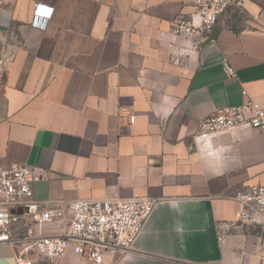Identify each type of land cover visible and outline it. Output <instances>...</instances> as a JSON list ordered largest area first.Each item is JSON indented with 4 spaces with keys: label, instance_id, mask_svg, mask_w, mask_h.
<instances>
[{
    "label": "crops",
    "instance_id": "crops-1",
    "mask_svg": "<svg viewBox=\"0 0 264 264\" xmlns=\"http://www.w3.org/2000/svg\"><path fill=\"white\" fill-rule=\"evenodd\" d=\"M243 9L244 24L228 10L211 32L185 40L174 24L194 0L0 5V164L36 170L42 207L158 200L134 250L102 264H264V231L238 222L237 202L264 182V130L194 145L216 109L247 98L264 113V10L249 0ZM68 217L39 234L63 235ZM17 257L89 264L71 244L53 260L29 245H0V264Z\"/></svg>",
    "mask_w": 264,
    "mask_h": 264
},
{
    "label": "built area",
    "instance_id": "built-area-1",
    "mask_svg": "<svg viewBox=\"0 0 264 264\" xmlns=\"http://www.w3.org/2000/svg\"><path fill=\"white\" fill-rule=\"evenodd\" d=\"M6 0H0V5ZM244 0H194V12L180 17L174 33L181 39H192L201 32L209 33L228 10L244 11ZM37 7V6H36ZM226 73L233 70L224 64ZM264 88V80L262 82ZM246 97V92L242 91ZM135 118L129 116L128 124ZM264 130V113L247 99L238 106L216 109L206 116L194 136V145L207 148L211 139L237 129ZM39 174L30 166L0 164V245H29L44 260L62 258L70 244L75 255L89 264H102L106 256H120L134 250L144 224L151 217L158 200L146 197L111 200H76L65 207L40 206L33 199ZM238 222L260 227L264 231V182L239 194ZM66 221L63 235L42 236L39 231L53 223ZM17 264H33L17 257Z\"/></svg>",
    "mask_w": 264,
    "mask_h": 264
},
{
    "label": "rangeland",
    "instance_id": "rangeland-1",
    "mask_svg": "<svg viewBox=\"0 0 264 264\" xmlns=\"http://www.w3.org/2000/svg\"><path fill=\"white\" fill-rule=\"evenodd\" d=\"M251 2H253L255 5H257L259 8H261V10H264V0H249ZM241 15V21H243L242 23L244 24V20H245V12L242 11L240 12ZM228 18V16L226 17V19Z\"/></svg>",
    "mask_w": 264,
    "mask_h": 264
}]
</instances>
